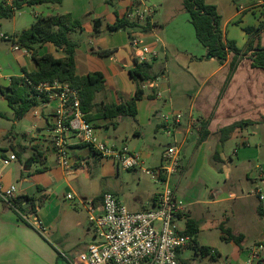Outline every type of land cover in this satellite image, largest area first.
Here are the masks:
<instances>
[{
  "label": "crops",
  "instance_id": "obj_1",
  "mask_svg": "<svg viewBox=\"0 0 264 264\" xmlns=\"http://www.w3.org/2000/svg\"><path fill=\"white\" fill-rule=\"evenodd\" d=\"M1 1L9 4L13 0ZM205 1L216 7L224 39L234 41L238 49L247 41L243 28L264 20V0ZM143 6L142 0H62L60 5L24 6L11 19L0 20V29L4 21L11 23L7 32H0V88L8 86L10 77L22 76V69L36 71L30 55L14 50L11 41V36L29 28L36 16L70 14L81 22L82 31L70 35L79 42L74 51L75 73H101L105 80L104 98L109 104H119L122 98L134 95L135 85L127 71L134 66L142 46L147 50V63L157 74L154 81L142 85L144 96L136 102L134 119L117 117L90 123L99 142L140 154L142 163L132 170H122L113 160L101 159L71 132L64 133L67 167L59 165L50 146L59 99L52 97L32 107L23 118L13 120L12 110L0 96V112L9 123L8 128L0 129V190L15 186V195L28 197L35 208L33 213L22 212L26 216L23 221L0 201V264H64L65 258L83 252L87 245L96 242L87 209L91 203L99 206L104 193L115 195L130 211L151 208L160 187L143 169L160 166L165 147L173 143L179 146L180 154L170 183L176 196L189 206L236 200V184L243 181L251 184L254 196L264 185V168L256 164L264 158V70L251 67L244 57L225 83L233 55L228 54L222 63L205 58L206 49L196 40L183 8L176 11L183 13L179 16L183 18L169 35L157 30L159 24L153 16L149 18V29H132L131 35L141 42L138 48L130 46L127 30L107 32L105 24L124 17L128 8ZM24 9L29 15L23 13ZM94 19L104 22L97 36L93 34ZM260 44L264 47V33ZM99 50L111 54L99 56ZM38 54L63 57L62 49L51 43L39 46ZM101 98L97 94L95 101ZM176 111L185 115L168 134L161 115ZM243 120L253 124L235 130L225 142L219 141L220 129ZM202 121L207 122L209 134L198 143ZM162 134L167 138H162ZM33 147L42 153L37 160L33 159ZM11 154L16 160L3 166L2 159ZM245 162L251 170L261 169L257 177L249 172H235ZM132 179L134 190L126 188ZM141 184L145 188L139 197L137 189ZM68 194L71 200L67 199ZM30 200L25 207L32 204ZM35 222L39 223L38 228L33 225Z\"/></svg>",
  "mask_w": 264,
  "mask_h": 264
},
{
  "label": "trees",
  "instance_id": "obj_2",
  "mask_svg": "<svg viewBox=\"0 0 264 264\" xmlns=\"http://www.w3.org/2000/svg\"><path fill=\"white\" fill-rule=\"evenodd\" d=\"M62 0H13L9 4L0 0V20L11 19L15 12L24 6L32 7L35 5H60ZM183 11L188 15L189 22L193 27L196 40L206 49L205 58H214L219 63L226 60L228 54L233 57L229 64V72L225 83L228 82L234 73L238 63L244 57L250 61L253 68L264 70V47L260 44V35L264 33V20L258 22L256 26L243 28L247 35V41L242 49H238L235 42L224 39L220 28V16L216 7L207 4L205 0H182ZM131 12L128 8L127 13ZM103 21L99 19L93 20V34H100L99 28L103 25ZM107 32H115L118 30H127L131 37L132 29L145 31L149 29V18L145 24H140L129 20L125 15L122 18L116 17L111 25L105 24ZM81 22L72 18L70 14L36 16L31 26L19 33L11 36V41L18 48L25 50L31 60L36 65V71L28 72L22 69V76H12L6 88H0V96L6 101L8 107L13 112V120H19L32 108L49 100L45 91H39L37 87L42 84H53L54 82L66 84L69 89L76 92L79 100V110L83 114V119L87 123H92L99 119L113 120L117 117L136 116V102L143 98L144 93L142 85L145 82L154 81L157 74L152 72L150 63L138 62L134 59V66L128 69V75L135 85V92L131 98H122L119 104H109L105 101V80L101 73L92 72L84 76H78L74 67V51L78 45V41L71 39L70 35L74 32H81ZM44 43H51L56 48L62 49L63 57L55 58L51 55H39L38 48ZM99 56H108L111 51H97ZM101 95V100L96 102V95ZM152 98L153 95L148 96ZM0 117H4L0 113ZM253 122L243 120L235 122L225 128L219 130V141L225 142L231 134L238 129L251 125ZM115 126V124H112ZM207 122L200 123L199 137L197 142H201L208 136L206 129ZM34 152V160L42 156V153L36 147L32 148ZM25 201V202H22ZM29 198L18 196L13 204L22 213L28 211L33 213L35 208L33 201L31 207H25L29 202ZM257 213L264 217V202L259 200L257 205ZM222 237L228 242L234 243L241 249L243 235L234 233L231 229L220 227ZM186 234L193 237L191 249L194 254L201 256L209 255L210 248L200 246L195 240L198 232L197 224L187 217L185 221ZM214 252L210 255V259L217 257ZM185 264H188L185 261Z\"/></svg>",
  "mask_w": 264,
  "mask_h": 264
},
{
  "label": "built area",
  "instance_id": "obj_3",
  "mask_svg": "<svg viewBox=\"0 0 264 264\" xmlns=\"http://www.w3.org/2000/svg\"><path fill=\"white\" fill-rule=\"evenodd\" d=\"M152 10L146 6L131 10L125 16L134 22L146 21L151 17ZM3 37V36H2ZM132 48H138L141 42L138 38L129 37ZM18 50V46H13ZM23 50V49H20ZM26 52L25 50H23ZM147 50L141 48L138 62H147L144 57ZM155 53L152 52V56ZM45 91L48 98L56 97L59 105L53 114V135L50 140L51 149L57 163L67 167V147L64 133L71 132L87 146L91 147L101 159H111L122 170H132L141 165L139 153L129 152L126 148L115 149L99 142L93 133L90 123L83 119L79 110V100L76 92L66 84L54 82L37 87ZM184 112L176 111L162 114L165 131L171 134L184 117ZM179 146L175 143L165 147L161 164L154 169H143L146 175L152 177L160 189L154 196L152 207L142 211H130L115 195L104 193L99 206L92 203L87 209L88 221L94 231L96 242L86 246L85 250L73 258H65L64 264H185L182 254L193 244V237L179 229L177 222L188 213L189 204L176 196L170 183L172 175L179 166ZM16 160L14 154L2 159V165L7 166ZM16 187L10 186L0 190V201L12 209L19 219L26 221V216L13 204L18 197ZM259 200L264 195L256 191ZM260 193V194H259ZM71 200V194L67 195ZM38 228L39 223H33ZM214 251H209V256ZM264 264V244L253 246L247 260L242 264Z\"/></svg>",
  "mask_w": 264,
  "mask_h": 264
},
{
  "label": "rangeland",
  "instance_id": "obj_4",
  "mask_svg": "<svg viewBox=\"0 0 264 264\" xmlns=\"http://www.w3.org/2000/svg\"><path fill=\"white\" fill-rule=\"evenodd\" d=\"M142 1L145 3L146 7L152 10L151 17L153 16L154 21L159 24L157 25V30L164 31L166 35H169V32L177 25L180 20L179 18H183L179 17L180 14L183 13L177 14L178 11L182 10V0ZM23 13L29 15L27 9H24ZM183 16L187 19L185 12ZM4 22V26L0 29L2 33L7 32L11 24L9 21ZM238 23L239 22H235V24ZM0 107H2L1 100ZM6 119L8 118L5 115L4 117H0V129L9 127V123ZM12 121L13 120L10 119L11 123ZM162 135V138H167L165 134ZM256 164L259 165V167L261 166V169L264 168V158H260ZM261 169L256 168L251 170L247 162H245L239 164L235 172H249L250 176L257 177ZM245 183L246 182L243 181L241 185L236 184L237 186L234 190L237 196L236 200H228L219 205H190L185 217L177 222L179 229H185L187 217L192 219L198 226V232L195 236L198 245L210 248V250H213L218 255L214 260H211L209 255L201 256L199 254H194L190 247L182 254V258L186 260L188 264H242L247 260L253 246L264 244V217L257 213L259 197L257 192L255 196L251 195L253 188H251L250 183L249 185ZM134 184L135 182L132 179V182L129 183L126 188L134 190V187H132ZM143 188H145V186L141 184L139 189H137L139 197L143 195ZM260 192L264 195V185L260 186ZM260 201L264 202V200ZM221 225L224 228L231 229L236 234L240 233L243 235L241 249L234 243L223 239L220 230ZM251 264H253V262Z\"/></svg>",
  "mask_w": 264,
  "mask_h": 264
}]
</instances>
